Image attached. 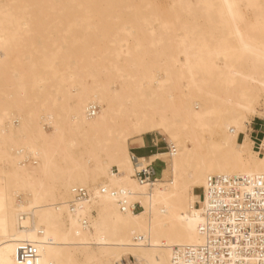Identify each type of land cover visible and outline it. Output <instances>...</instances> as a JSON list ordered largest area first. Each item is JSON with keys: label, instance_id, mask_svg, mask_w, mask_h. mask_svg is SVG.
I'll use <instances>...</instances> for the list:
<instances>
[{"label": "bare ground", "instance_id": "obj_1", "mask_svg": "<svg viewBox=\"0 0 264 264\" xmlns=\"http://www.w3.org/2000/svg\"><path fill=\"white\" fill-rule=\"evenodd\" d=\"M256 117L264 0H0V264H171L210 175L264 174ZM155 133L142 184L129 141Z\"/></svg>", "mask_w": 264, "mask_h": 264}, {"label": "built area", "instance_id": "obj_2", "mask_svg": "<svg viewBox=\"0 0 264 264\" xmlns=\"http://www.w3.org/2000/svg\"><path fill=\"white\" fill-rule=\"evenodd\" d=\"M91 109L94 113L98 111V106ZM255 119L251 123L250 135L254 141V149L263 153L264 122H256ZM257 123L258 128L255 127ZM167 148L171 149L169 145ZM132 159L136 179L142 184H152L160 174L155 167L160 159L141 162L134 152ZM200 190V200L195 206L199 215L197 231L201 240L198 243L172 246L170 263L264 264V174L210 175L206 185ZM92 196L89 189L77 187L71 206L76 207ZM121 202L124 208L126 202ZM131 208L138 211L142 207L136 202ZM135 239L137 242L147 243L144 236L138 235ZM18 250V257L23 262L36 260L38 257L35 243L24 242ZM135 261L132 256L127 259L129 264H135Z\"/></svg>", "mask_w": 264, "mask_h": 264}, {"label": "crops", "instance_id": "obj_3", "mask_svg": "<svg viewBox=\"0 0 264 264\" xmlns=\"http://www.w3.org/2000/svg\"><path fill=\"white\" fill-rule=\"evenodd\" d=\"M144 138V142L142 144H136L134 145L132 148H133V152L135 153V150H138V151H141L140 154H136L137 156H149L151 153H154V152H157V151H160L161 150V140H159V137L154 135H149V136H142V137H139V138H134V139H142ZM134 139H131L129 141V148H131V141L134 140ZM157 147H159L157 149ZM146 151H149V152H146Z\"/></svg>", "mask_w": 264, "mask_h": 264}, {"label": "rangeland", "instance_id": "obj_4", "mask_svg": "<svg viewBox=\"0 0 264 264\" xmlns=\"http://www.w3.org/2000/svg\"><path fill=\"white\" fill-rule=\"evenodd\" d=\"M155 28H156V25H153ZM256 122H264V119H259V118H257L256 117ZM15 124H18V122L17 121H15ZM256 128H258L259 127V123H257L256 124V126H255ZM46 129L48 130V131H50V129H49V127L48 126H46ZM149 135H152V136H154V135H156V136H158L159 137V140H161V150H167L168 148H167V143L165 142V140L163 139V136H161V135H159V134H148V135H146V136H149ZM144 137V136H143ZM144 142V138H142V139H134V140H132L131 141V148L134 146V145H136V144H142ZM254 149V148H253ZM255 150V149H254ZM146 152H149V151H146ZM135 153L136 154H140L141 153V151H138V150H135ZM165 166V162L163 161V160H158L157 162H156V164H155V167H156V169H157V172H158V174H159V172H161V170H162V168ZM115 169V168H114ZM160 175V174H159ZM158 175V176H159ZM196 192L197 193H201V190H196Z\"/></svg>", "mask_w": 264, "mask_h": 264}]
</instances>
